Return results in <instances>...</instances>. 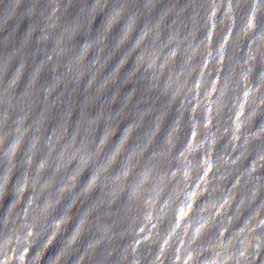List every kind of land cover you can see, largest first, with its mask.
<instances>
[{"label": "water", "instance_id": "obj_1", "mask_svg": "<svg viewBox=\"0 0 264 264\" xmlns=\"http://www.w3.org/2000/svg\"><path fill=\"white\" fill-rule=\"evenodd\" d=\"M0 264H264V0H0Z\"/></svg>", "mask_w": 264, "mask_h": 264}]
</instances>
